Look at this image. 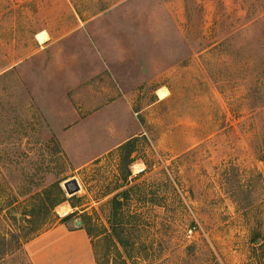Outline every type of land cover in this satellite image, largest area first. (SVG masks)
<instances>
[{
  "label": "rangeland",
  "instance_id": "obj_1",
  "mask_svg": "<svg viewBox=\"0 0 264 264\" xmlns=\"http://www.w3.org/2000/svg\"><path fill=\"white\" fill-rule=\"evenodd\" d=\"M63 225L96 264H264V0H0V264Z\"/></svg>",
  "mask_w": 264,
  "mask_h": 264
},
{
  "label": "crops",
  "instance_id": "obj_2",
  "mask_svg": "<svg viewBox=\"0 0 264 264\" xmlns=\"http://www.w3.org/2000/svg\"><path fill=\"white\" fill-rule=\"evenodd\" d=\"M28 257H33L34 264H96L90 238L83 230L70 231L63 226L41 235L26 246Z\"/></svg>",
  "mask_w": 264,
  "mask_h": 264
},
{
  "label": "trees",
  "instance_id": "obj_3",
  "mask_svg": "<svg viewBox=\"0 0 264 264\" xmlns=\"http://www.w3.org/2000/svg\"><path fill=\"white\" fill-rule=\"evenodd\" d=\"M55 189H56V196H55V198L53 200H51L50 199L51 197H49L47 195L48 192H49L48 189H44L43 192H42V194H39V196H45V195H47L48 201H50V203L52 201V203H53L52 206L53 207H56V206H58V205H60V204H62V203L65 202V193H64V191L60 188L59 185H57ZM119 197H121V196H117V197L114 198V207H113V212H112L113 219H117V217H118V211H119V209L121 207V202L119 200ZM70 217L71 216H67L66 218H64L62 220L61 224H65V222L67 220H69ZM112 230L114 232V235H116L115 234V228L114 227H112ZM86 233H87L88 237L90 238L89 232L86 231ZM117 237H118L117 239H118L119 243L122 244L123 243V240L121 239V237L119 235Z\"/></svg>",
  "mask_w": 264,
  "mask_h": 264
},
{
  "label": "bare ground",
  "instance_id": "obj_4",
  "mask_svg": "<svg viewBox=\"0 0 264 264\" xmlns=\"http://www.w3.org/2000/svg\"><path fill=\"white\" fill-rule=\"evenodd\" d=\"M36 38L40 44H44L48 40V35L45 32H39L37 34ZM158 94H159L161 100L167 98V96H168L167 90H164V89H160L158 91Z\"/></svg>",
  "mask_w": 264,
  "mask_h": 264
},
{
  "label": "water",
  "instance_id": "obj_5",
  "mask_svg": "<svg viewBox=\"0 0 264 264\" xmlns=\"http://www.w3.org/2000/svg\"><path fill=\"white\" fill-rule=\"evenodd\" d=\"M72 185L75 186L74 190L71 189ZM64 188L69 195H73L77 193L78 191H80V186L78 185L76 180H73L72 182H66L64 184Z\"/></svg>",
  "mask_w": 264,
  "mask_h": 264
}]
</instances>
